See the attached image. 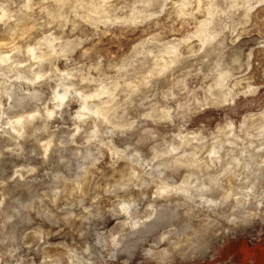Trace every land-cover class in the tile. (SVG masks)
Wrapping results in <instances>:
<instances>
[{
    "label": "clouds",
    "instance_id": "9594fccd",
    "mask_svg": "<svg viewBox=\"0 0 264 264\" xmlns=\"http://www.w3.org/2000/svg\"><path fill=\"white\" fill-rule=\"evenodd\" d=\"M0 264H264V0H0Z\"/></svg>",
    "mask_w": 264,
    "mask_h": 264
}]
</instances>
